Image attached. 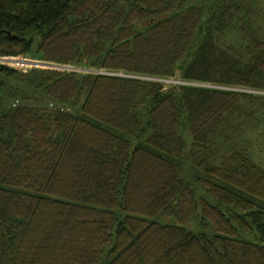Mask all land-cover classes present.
<instances>
[{
    "label": "trees",
    "instance_id": "trees-1",
    "mask_svg": "<svg viewBox=\"0 0 264 264\" xmlns=\"http://www.w3.org/2000/svg\"><path fill=\"white\" fill-rule=\"evenodd\" d=\"M218 3L0 0V57L210 85L0 64V264H264V167L208 151L264 119V39Z\"/></svg>",
    "mask_w": 264,
    "mask_h": 264
},
{
    "label": "rangeland",
    "instance_id": "rangeland-1",
    "mask_svg": "<svg viewBox=\"0 0 264 264\" xmlns=\"http://www.w3.org/2000/svg\"><path fill=\"white\" fill-rule=\"evenodd\" d=\"M216 1H218L219 2L218 4H220L221 1L226 2L228 0H214V2ZM207 7L214 8V6L210 5V2L207 3ZM251 8L253 11V16L255 17L254 18L255 22L253 24V27L255 28L258 35L264 39V1L260 0L258 2L257 0H254V4L251 6ZM224 39L226 43H232L229 37L224 38ZM18 57L20 59L32 61L33 63L42 62L48 65H53V66L57 65V66H60L61 68L63 67L57 63L53 64V63L42 61L40 58L36 57L33 53H28V54L18 56ZM2 58L3 57H0V59ZM2 63L6 65L5 62H1L0 64L3 65ZM6 66L16 71H19V72H26L29 69L38 68V67H30V68L29 67H21V68L19 67L20 69H18V67H15V66H10V65H6ZM38 69H41V68H38ZM74 69H79L78 72H84V73L91 72L93 74H97V72H101L100 70L84 69V68H78V67H75ZM164 80L171 81V82L162 81L163 83H161L164 89H169L171 87L177 86V82L180 81V78L178 74L176 73L173 76L167 79H164ZM236 90L240 91L241 89H236ZM22 91L28 95L27 99H21L22 103L30 104V105H38V106H41V104L46 103L44 102L46 101L45 97L41 95L39 92L32 90V88L23 86ZM243 91L245 90H242V92ZM261 95H264V94H261ZM247 109L250 111L254 109V107L252 108L247 107ZM260 118L261 116H259L258 114H256L253 118L249 120H246L243 117L235 118L233 121H231L232 123L230 122L231 126L228 131L224 132V136L221 139L215 140L208 147L210 149L208 150L210 153L209 155L213 157H220L234 150L244 151L250 156V158L256 164L260 165L261 167H264V132H263V122H262L264 121V119H260ZM262 118H264V116ZM180 135L182 139L184 140V142L186 143V150L187 149L189 150L190 145H191L189 137L187 136L185 132H183V130H181ZM195 216L196 215H194V218ZM198 221L199 219L198 217H196V220H193V222H191L190 225H188V228L195 230V231L201 230L198 227V224H197Z\"/></svg>",
    "mask_w": 264,
    "mask_h": 264
},
{
    "label": "built area",
    "instance_id": "built-area-1",
    "mask_svg": "<svg viewBox=\"0 0 264 264\" xmlns=\"http://www.w3.org/2000/svg\"><path fill=\"white\" fill-rule=\"evenodd\" d=\"M0 61L1 62H5L6 65L18 67V69H20L21 67H29V68L30 67H38V68H41V69H53V70H61V71H76V72L79 71V69H74L75 67H72V66L61 65V66H63L61 68L60 66H57V65H55V66L48 65V64H45V63H42V62L33 63L32 61H27V60H24V59H20L19 57H3L2 59H0ZM2 64L4 65V63H2ZM100 71L101 72H97V74H99V75H110V76H112V75L126 76V75L121 74V73L107 72V71H103V70H100ZM102 72H104V73H102ZM88 73H91V72H88ZM126 77L135 78V79H142V80H146V81L159 82V83H163L162 81H167V82L170 81V80H164L163 78H152V77H146V76H126ZM178 84L179 85H193V86L210 87V85H207V84H197V83L187 82V81H183V80L178 81L177 85ZM220 88H224V87H220ZM224 89H229V88H224ZM230 89L231 90H236L234 88H230Z\"/></svg>",
    "mask_w": 264,
    "mask_h": 264
}]
</instances>
